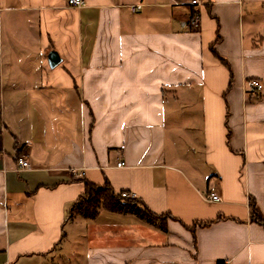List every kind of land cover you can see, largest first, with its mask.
<instances>
[{
	"label": "crops",
	"instance_id": "0c3cea01",
	"mask_svg": "<svg viewBox=\"0 0 264 264\" xmlns=\"http://www.w3.org/2000/svg\"><path fill=\"white\" fill-rule=\"evenodd\" d=\"M84 1L0 0V264H264V0Z\"/></svg>",
	"mask_w": 264,
	"mask_h": 264
},
{
	"label": "trees",
	"instance_id": "16d2710c",
	"mask_svg": "<svg viewBox=\"0 0 264 264\" xmlns=\"http://www.w3.org/2000/svg\"><path fill=\"white\" fill-rule=\"evenodd\" d=\"M194 12H192V16ZM18 157V156H17ZM16 157V158H17ZM72 211L84 219H94L100 210H106L110 213L134 214L140 220L166 230V221L170 218L169 214H155L149 207L140 201L137 197L125 198L121 192L116 193L112 190L108 181L103 184H94L90 181H84V190L78 200L71 206ZM252 219L257 223L264 224V221L256 215L254 201L250 204ZM206 224V223H204ZM197 225V224H193Z\"/></svg>",
	"mask_w": 264,
	"mask_h": 264
},
{
	"label": "built area",
	"instance_id": "2783aa9c",
	"mask_svg": "<svg viewBox=\"0 0 264 264\" xmlns=\"http://www.w3.org/2000/svg\"><path fill=\"white\" fill-rule=\"evenodd\" d=\"M68 4L70 6H74L76 8H80L82 5H84V0H67ZM173 5H180V4H183V3H186V4H189L191 6H197V5H200L202 2L200 0H188L187 2H177V1H172ZM141 4H138L137 6H132L133 9L137 10L138 8H141ZM197 17L194 15V18L191 22V24L193 26L197 25ZM246 87L249 91H260L264 88L263 86V83H261L260 81L256 80V79H253V80H248L247 83H246ZM0 151H2V148L0 146ZM16 163L18 165V169L19 170H25L27 168H29L31 165L29 163V159L27 156L25 155H20L16 158ZM124 163L121 162V161H118L117 165L118 166H122ZM121 196L122 197H125V198H128V197H131V198H135L136 195L133 193V192H130V191H122L121 192ZM207 200L209 201H217L220 199V196L218 194V192H216L215 190H211L207 196H206ZM223 264H231L229 261H226L224 262Z\"/></svg>",
	"mask_w": 264,
	"mask_h": 264
},
{
	"label": "water",
	"instance_id": "95a60500",
	"mask_svg": "<svg viewBox=\"0 0 264 264\" xmlns=\"http://www.w3.org/2000/svg\"><path fill=\"white\" fill-rule=\"evenodd\" d=\"M60 62V57L56 51H52L48 55V64H50L51 67L57 65V63Z\"/></svg>",
	"mask_w": 264,
	"mask_h": 264
}]
</instances>
